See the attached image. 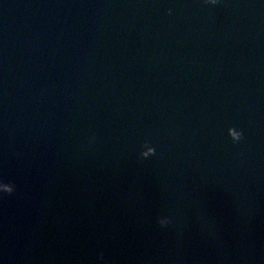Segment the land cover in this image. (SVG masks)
Instances as JSON below:
<instances>
[{
	"label": "water",
	"instance_id": "obj_1",
	"mask_svg": "<svg viewBox=\"0 0 264 264\" xmlns=\"http://www.w3.org/2000/svg\"><path fill=\"white\" fill-rule=\"evenodd\" d=\"M9 182L0 264H264V0H0Z\"/></svg>",
	"mask_w": 264,
	"mask_h": 264
},
{
	"label": "clouds",
	"instance_id": "obj_2",
	"mask_svg": "<svg viewBox=\"0 0 264 264\" xmlns=\"http://www.w3.org/2000/svg\"><path fill=\"white\" fill-rule=\"evenodd\" d=\"M207 2L211 4H215L217 0H207ZM228 135L231 137L233 142L239 141L242 138V133L232 127L228 129ZM152 154H154V149L150 148L148 153H145L144 151H142L140 153V156L142 158H147L148 156ZM14 190H15L14 185L11 184V182L0 184V192H3L5 194H11L13 193ZM168 222L169 221L167 220V218H161L158 220V224L162 227L165 226Z\"/></svg>",
	"mask_w": 264,
	"mask_h": 264
}]
</instances>
